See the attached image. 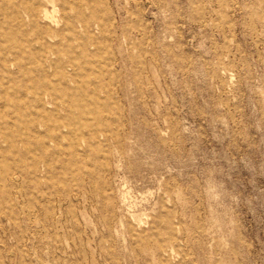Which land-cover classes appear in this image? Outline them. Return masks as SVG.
Segmentation results:
<instances>
[{
	"label": "rangeland",
	"instance_id": "374dc122",
	"mask_svg": "<svg viewBox=\"0 0 264 264\" xmlns=\"http://www.w3.org/2000/svg\"><path fill=\"white\" fill-rule=\"evenodd\" d=\"M0 264H264V0H0Z\"/></svg>",
	"mask_w": 264,
	"mask_h": 264
},
{
	"label": "bare ground",
	"instance_id": "6f19581e",
	"mask_svg": "<svg viewBox=\"0 0 264 264\" xmlns=\"http://www.w3.org/2000/svg\"><path fill=\"white\" fill-rule=\"evenodd\" d=\"M44 18L46 21H49V22H53V17L51 16V14L47 11H45L44 13ZM27 20V19H26ZM29 20V19H28ZM30 21V20H29ZM82 28H86L84 26H82ZM44 45V44H43Z\"/></svg>",
	"mask_w": 264,
	"mask_h": 264
}]
</instances>
